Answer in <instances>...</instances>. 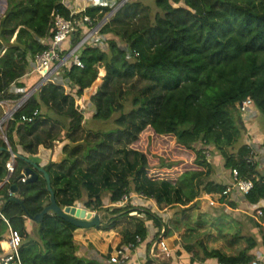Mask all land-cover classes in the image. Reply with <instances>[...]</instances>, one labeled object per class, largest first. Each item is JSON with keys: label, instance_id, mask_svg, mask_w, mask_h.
Instances as JSON below:
<instances>
[{"label": "trees", "instance_id": "16d2710c", "mask_svg": "<svg viewBox=\"0 0 264 264\" xmlns=\"http://www.w3.org/2000/svg\"><path fill=\"white\" fill-rule=\"evenodd\" d=\"M112 9L111 4L91 3L72 16L63 0H8L6 14L0 17V50L5 49L0 57L2 98L18 100L28 86L41 80L36 74L29 85L27 76L36 55L47 48L42 40L54 35L55 15L76 19L87 15L98 24ZM86 31H79L68 42L70 47ZM99 40L81 47V66L72 63L62 69L61 82L51 77L15 113L7 137L12 151L24 158H16L15 172L6 183L11 152L0 137V147L5 148L0 150V206L23 237L22 264H114L110 254L79 243L74 237L78 227L68 221L54 214H46L40 222L29 218L49 205L51 194L37 169L33 182L22 181L21 175L33 167L26 159L45 167L62 208L83 199L84 208L104 213L102 224L95 227L98 230L115 227L122 217L133 219L134 230L125 231L122 246L146 242L149 249L161 237L180 255L179 240L184 239L183 248L192 255L186 264L211 258L219 264L249 263L259 241L253 234L242 235L241 222L234 221L235 230L215 225L207 231L198 227L205 221H195L189 212L200 206L204 195H221V203L236 205L230 185L210 178L216 165L205 154L207 148L222 157L225 168L237 169L242 178L253 181V189L244 198L254 212L264 199V169L258 161H249L255 149L244 139L247 129L239 108L251 97L264 120V0H128L102 26ZM100 67L106 75L98 82ZM132 81L134 86L144 82V87L124 89ZM122 94L131 101L128 112ZM88 101L96 108L90 118L85 114ZM36 109L40 113L33 122L21 121L22 115H32ZM118 112L124 120L132 114L140 118L131 120L133 138L122 144L111 140L129 128V124L113 125L111 119ZM48 119L51 127L46 125ZM40 129L46 138L40 136ZM146 129L157 136H174L179 145L193 150L200 169L187 170L174 181L148 178L147 154L131 146ZM80 131L95 140H79ZM58 143L64 144L59 158H45L39 152L53 150ZM200 143L203 147L197 148ZM68 148L70 155L65 153ZM80 150L90 168L73 158ZM120 150L126 154L124 159L117 158ZM13 184L17 185L15 199L10 194ZM132 194L154 200L158 210L175 211L166 220L134 205L132 198L125 206L117 205ZM150 223L159 230L151 237ZM184 224L187 228H182ZM7 229L0 218V241ZM242 239L247 245L233 251L231 247ZM145 264L172 263L148 257Z\"/></svg>", "mask_w": 264, "mask_h": 264}, {"label": "rangeland", "instance_id": "374dc122", "mask_svg": "<svg viewBox=\"0 0 264 264\" xmlns=\"http://www.w3.org/2000/svg\"><path fill=\"white\" fill-rule=\"evenodd\" d=\"M108 1H109L108 3L113 5V7H115V6H118L123 0H108ZM7 7H8V0H0V17L5 16L6 11H7ZM105 75H106L105 69L100 67L99 68L98 82H100L105 77ZM134 81H136V80H134ZM134 81L125 84L123 86L124 89L136 90L137 88L144 87V82H140V83L137 82L134 86V84H133ZM29 85H31V84H29ZM31 88H34V86ZM110 89H111V91H114L113 86ZM27 91H29V89L26 90V92ZM121 99L124 103H126V112H128L132 108L131 101L128 99V97L125 94H122ZM116 106H117L116 109L120 108V106H118V104H116ZM95 109H96L95 106L88 101L86 104V108H85L86 116L90 117L91 115H93L92 112L94 113L96 111ZM0 111L2 112L3 110L0 109ZM119 115H120V112L114 114V117L111 119L113 122V125L114 124L118 125L120 123L126 124V125L129 124V128L127 129V131H124L123 133H115L114 134V137L111 140H112V143H116V144L117 143H120V144L126 143V142H128V139L131 140L133 138V135H134L132 133L135 132V130L133 129V125H132L131 120L136 116V120L140 121V118H139V116H137V114L128 115V116H126L125 120L121 119V117L119 118ZM46 125H48V127H51L53 125L52 121L50 119H48V122L46 123ZM82 132L83 131L79 132V135H78L79 140H82V139H84V140L88 139L91 141L95 140V137L93 135H85ZM39 133H40L41 137H43V138L47 137V133L44 130L40 129ZM0 137H1V135H0ZM36 144H37V140H35V145ZM56 145L57 146L61 145V147H58L56 149L53 148V154H52L53 159H55L57 157L56 152L58 150L60 151L64 147L63 143H61V144L58 143ZM131 146L135 150H139V151H142V152L147 154L148 160H149V169L147 171L148 178H162V179H170V180L174 181L183 172H185L187 170L200 169V167L195 163L194 151L186 149L185 147L179 145L174 136H171V135H169V136H157V135H154V133L152 132L151 129H146L145 131H143L139 135V139L134 144H132ZM131 146H129V147L132 148ZM196 147L197 148L203 147V144H201V143L197 144ZM121 148H122V146L120 147V149ZM70 152H71V150L69 148L65 151L66 154H69ZM120 152L121 153L117 154V158L119 156L121 159H124L126 157V154L124 155V151L120 150ZM73 158L79 159V161L83 167L90 168V165H91L90 162H88V161L84 162L82 160L81 150L76 152L75 154H73ZM209 160L211 161V163L213 165H216V163H217L216 168H215V170L212 173L210 178L215 179L217 181H221V182L227 181V185H229L228 183L233 180L231 177V173H230L231 170L224 167V160L222 159V157L220 156L216 160L215 154L212 153L211 156H209ZM116 161H118V160H116ZM164 164L165 165L171 164L172 166L166 167ZM205 197H206V195L201 197L200 206L198 208L192 209L189 212L190 214L194 215L195 221H197V220L205 221L202 225H198V227L200 229H204V230L208 231L211 227L215 228V225H224L226 229L231 228L232 230H235L236 224L232 219L239 220V219H237V218H240L239 212L237 210L225 211V209L222 210L223 208L221 206L211 207L208 204V201L205 199ZM82 201H83V199L77 203V206L83 207ZM139 202H141L143 205H141V203H139ZM151 202H152L151 200L149 201L147 199L144 200V198H142V197H139V198L136 197L135 201H133V204L136 206L139 205V207L151 209L155 213H157L158 215H160L161 217H163L166 220L169 219L171 217V215H173V212L175 211V209H173V208H167L164 211L158 210L156 204H154V203L151 204ZM88 211H90V210H88ZM221 211H223L222 214H221ZM90 212H93L96 214L100 213L102 216H104L103 215L104 213H102V212H96V211H90ZM259 216L260 215H258V218L260 220L264 219V218H260V217H264V216H260V217ZM183 217H185V216H183ZM183 217L181 218V220H183ZM241 221H242V219H241ZM151 223H150V225L153 224V223L152 224ZM134 226H135V221L127 216V217L119 218L117 225L115 227H112L109 230L104 231L101 234H98L97 232H93V235L90 234L91 232H86L85 234L74 233V237L77 241H79L80 243H82L86 247L93 245V247L96 248V251H98L99 253H101L103 255H108V254L115 255L116 251L118 249L125 248V246H122V244H121L123 241V238H124L125 231L126 230H130V231L134 230ZM152 226H150V228ZM90 228L95 229V227H90ZM90 228H88V229H90ZM182 228H187L186 224H184ZM178 231L179 230H176L175 232L179 233ZM91 239H92V242L89 243V241ZM85 241H87V242H85ZM179 241H180V245L183 246L184 245L183 244L184 239H182V240L180 239ZM102 244H103V248H100V249H103V250H100V251H99V249L97 250V246L101 247ZM101 251H104V252H101ZM175 253H176L175 250H171L170 255L165 256L164 254L159 255L158 251H157L156 252V259H159L160 261L172 263V258H173V255H175Z\"/></svg>", "mask_w": 264, "mask_h": 264}, {"label": "built area", "instance_id": "2783aa9c", "mask_svg": "<svg viewBox=\"0 0 264 264\" xmlns=\"http://www.w3.org/2000/svg\"><path fill=\"white\" fill-rule=\"evenodd\" d=\"M80 12L72 11V16ZM105 23L101 21L98 24H94L91 17L87 15L83 16L80 19L65 18L61 15H55L53 21L54 35L49 41L42 40V42H44L47 45V48L44 49L41 53L36 55L34 62L33 72L40 75L41 77V80L39 82L41 83L40 86L46 83L51 77L61 72L62 69H64L65 67H69L72 63H75L77 66H81L82 62L79 58V50L85 43L89 41L96 42L99 40L100 29ZM84 29H86L87 31L83 34L80 41L74 47L73 46L70 47L71 46L70 44H68L69 47H65L66 42H69L72 38L78 36V32ZM4 53H5V49L0 50V57ZM39 83L35 85L34 88L37 87ZM27 92H25V94ZM2 95H3L2 92H0V109L3 110L2 112L0 111V133H1L0 135L7 144V146L10 147L7 137L8 125L10 121L14 119L15 113L26 105L28 99L31 96L25 100L23 98L24 95L18 100H10V99L2 98ZM253 107H255V105L251 97H248L246 100L242 101L239 104V108L242 112V116H247L251 114ZM39 113L40 110L36 109L32 113V115H22L21 121L33 122L34 119L39 115ZM205 152H206L205 154L209 159V156H211L210 149L207 148ZM16 158L17 155L14 152H11V157L9 161L6 163L8 173H7V177L4 180V183L9 182V179L12 177L13 173L15 172ZM256 160L257 158L254 151L253 157H250L249 161L255 162ZM231 173H232L233 181L230 187L228 188V191L235 189L238 190L243 195L249 194L254 187L253 181L242 178L237 169H233ZM21 179L23 182H26V177ZM10 194L13 195L12 190H10ZM136 197L137 198L142 197L144 198V200L147 199L146 196H142V195L139 196L138 194H132L131 196L125 195L117 205L125 206L129 203L131 198L133 199V201H135ZM216 203L217 201L213 199L210 200V205H216ZM257 212L260 216H264V210L259 209ZM0 218H2L8 225L10 241H11V249L9 250L8 253L0 257V264H22L19 249L23 243V237L19 232V230L11 226L9 219L3 214L1 206H0ZM158 231L159 230L156 231L154 230L153 235L156 234ZM164 231L165 228L161 230L162 233H164ZM137 240L139 242L140 238H138ZM135 247L136 245L134 243H131L127 246L128 249H134ZM157 251L159 255L164 254L165 256H169L171 252L169 245L164 240H162L161 237L153 241L152 245L150 246V253L154 255V257H156ZM129 259H130V255L125 249H118L115 255H111V262L114 264H126L129 261ZM240 264H264V258L263 256L259 255L253 260H251L249 263H240Z\"/></svg>", "mask_w": 264, "mask_h": 264}, {"label": "crops", "instance_id": "0c3cea01", "mask_svg": "<svg viewBox=\"0 0 264 264\" xmlns=\"http://www.w3.org/2000/svg\"><path fill=\"white\" fill-rule=\"evenodd\" d=\"M147 2H152V0H145ZM108 0H63V3L65 5H67L71 11L74 12H80L86 9V7L88 5H90L91 3L94 4H110L108 3ZM69 43L66 42L65 47H69L68 45ZM37 73H34L33 71L28 73L27 79L28 80V84H30L32 78L35 77ZM57 80L58 81H62L61 78V72L57 73L56 75ZM32 89L30 86L27 87V90ZM93 114V112H92ZM92 116V115H91ZM90 116V117H91ZM88 117V118H90ZM243 119L245 121V125H246V129H247V133L244 137V139L255 149V154H256V158L259 164V168L260 169H264V120L263 117L260 115V113L256 110V107H253V110L251 112V114L247 115V116H243ZM61 147V145L59 146H55L54 149ZM43 157L45 158H52V154H53V150H40L39 151ZM56 156L57 158L62 156V151L58 150L56 152ZM220 156L215 154V159L217 160V158H219ZM53 159V158H52ZM217 165V163H216ZM216 168V167H215ZM231 173V171H230ZM231 177H232V173H231ZM233 179V178H232ZM215 180V179H214ZM217 181V180H215ZM233 181V180H232ZM232 181L229 182L228 184L231 185ZM220 183H225L226 182H221V181H217ZM2 186V185H1ZM232 194H231V200L235 201L236 205L235 206H231L229 203H221L219 201L220 197L219 195L214 196V197H209L206 196L205 199L208 201V204L210 205V200L213 199L215 201H217L216 205H210L211 207L214 206H221L222 210L225 209V211L227 210H231V211H235L237 210L240 214V218H237L239 220L236 219H232L233 221H239L241 222V230H242V235H250L253 234L257 237V240L259 241V245L258 247L251 252L254 257L256 258L257 256L261 255L264 258V219H259L258 218V212H254V208L250 207L246 202H245V198L244 195L242 193H240L238 190L232 189L231 190ZM16 195V194H15ZM151 204H153L154 200H151ZM141 203V202H139ZM141 205H143L141 203ZM258 211L259 209L264 210V199L256 206ZM223 213V211H221V214ZM260 217V216H259ZM260 218H264V217H260ZM242 219V221H241ZM237 224V223H236ZM33 224L30 223V221H27V227L29 229H32ZM152 225H149V237H151L153 235L154 230H158L156 227H151ZM243 226V227H242ZM86 232H91L90 234L93 235V232H97L98 234H101L104 232V230H98L97 228H78L74 233L77 234H85ZM100 232V233H99ZM89 238V237H88ZM7 242L9 245L11 244L10 241V234H9V229H7L3 235V239L0 241V247L2 252L0 253V255H4L6 253L9 252V250L11 249L10 247L8 249H5L3 246V243ZM79 242V241H78ZM87 242V241H85ZM92 242V239L89 241V243ZM80 243V242H79ZM247 245L246 241L244 239L240 240L239 242L235 243L233 245V247H231V249L233 251H238L239 248H244ZM170 247V246H169ZM103 248V244L101 245V247L97 246V250H103L100 249ZM105 248V247H104ZM178 248L182 251V253L180 255H173L172 258V264H186L191 262V257L192 255L189 254L188 252H186L183 248V246L178 245ZM121 249H125L129 254H130V260L128 263L126 264H145L148 260V257L152 258V259H156V257H154V255H152L150 253V248L148 249V245L146 242H142L140 243L138 246H136L134 249H128L126 246L125 248H121ZM104 252V251H101ZM173 254V253H172ZM193 264H219L218 260L215 258H211V259H205V260H199L197 259Z\"/></svg>", "mask_w": 264, "mask_h": 264}, {"label": "water", "instance_id": "95a60500", "mask_svg": "<svg viewBox=\"0 0 264 264\" xmlns=\"http://www.w3.org/2000/svg\"><path fill=\"white\" fill-rule=\"evenodd\" d=\"M128 0H123L118 6L114 7L108 15L102 20L103 23L108 21L115 13L116 11L121 8ZM39 85L35 88L30 89L25 95L24 100L28 99V97L32 96L39 88ZM5 149L4 147H0V150ZM7 150L9 152H13L11 147L7 146ZM16 154V153H15ZM17 157L24 158L20 154H16ZM32 164V168L28 167L26 171L21 175V178L26 177V182H33L37 177L38 174L36 172V169L42 172L47 180L48 189L50 191V203L47 205L39 214L36 216H29V218L33 221L40 222L43 220L44 216L46 214H54L69 223L75 225L78 228H90V227H98L103 222V216L100 213H93L88 211V209L79 207L77 205L75 206H69L66 208H62L56 200L55 193L53 191L52 185H51V178L49 173L46 171L45 167L39 166L36 162L32 161L31 159H26ZM11 190L13 192L12 199H15V194L17 193V185L13 184L11 186Z\"/></svg>", "mask_w": 264, "mask_h": 264}, {"label": "bare ground", "instance_id": "6f19581e", "mask_svg": "<svg viewBox=\"0 0 264 264\" xmlns=\"http://www.w3.org/2000/svg\"><path fill=\"white\" fill-rule=\"evenodd\" d=\"M3 246L5 249H8L9 247L11 248V244L9 245L7 242H4Z\"/></svg>", "mask_w": 264, "mask_h": 264}]
</instances>
